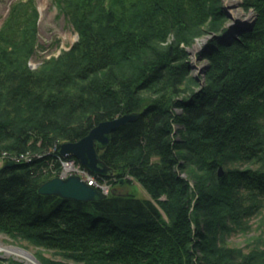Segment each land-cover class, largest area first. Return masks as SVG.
<instances>
[{
  "label": "trees",
  "instance_id": "1",
  "mask_svg": "<svg viewBox=\"0 0 264 264\" xmlns=\"http://www.w3.org/2000/svg\"><path fill=\"white\" fill-rule=\"evenodd\" d=\"M59 1L79 41L48 64V74L40 71L50 77L45 86H21L33 82L27 73L19 87L0 91L24 106L22 123L0 119V144L20 153L40 141L41 150L138 112L111 133L99 157L110 169L105 181L127 185L128 175L156 205L115 189L89 202L41 195L50 177L31 178L25 166L15 165L0 172V230L60 251L69 264H264V248L257 245L245 253L221 246L226 233L246 230L243 219L264 202V122L258 117L264 111V0H249L258 11L255 24L210 54L200 92L180 84L176 62L183 50H155L154 40L169 32L186 39L181 27L204 21L203 0H183V7L180 0ZM35 21L30 0L11 5L0 31V58L20 53L26 68ZM138 52L143 56L131 72L116 69ZM3 62L0 72L12 68L10 60ZM3 71L0 86L10 74ZM23 73H14V82ZM176 125L181 141L174 138Z\"/></svg>",
  "mask_w": 264,
  "mask_h": 264
},
{
  "label": "rangeland",
  "instance_id": "2",
  "mask_svg": "<svg viewBox=\"0 0 264 264\" xmlns=\"http://www.w3.org/2000/svg\"><path fill=\"white\" fill-rule=\"evenodd\" d=\"M19 1L24 2L26 0H0V31L2 25L6 21L11 5ZM108 1L109 0H104V5H106ZM118 1L119 0H113L112 2L118 3ZM61 2L59 0H30L36 14L35 28L33 32L35 41L33 51L29 53L28 58H26L25 65L27 69L22 67L23 62L21 61L22 58L20 57V53H9L7 55L1 54V65H3V61L6 60H10V63L12 62L13 65L9 70L7 69L9 66L4 67V71L10 74H8L9 76L7 77L4 76V79L2 77L3 82L0 86V91L3 89L11 91L15 89V87H19L16 83H19L20 79L27 73L34 75L33 82L24 81L25 83H19L21 86H36V88H38L37 86H45V81H48V78L50 77L43 76V74H48L47 72L52 68L48 64L54 60H58L63 53H69L74 44L79 41V33L75 29L70 18L61 9ZM248 2L250 1L236 0V4L230 6L225 0H203L204 21L199 24L185 21L184 25L181 22L183 25L181 31L186 35V39L182 37L176 39L174 37L176 34L173 32L166 33L165 37L159 36L157 41L153 39L154 42L157 43L155 45V50H167L170 46H173V48L176 46V48L183 50L182 56L179 58L178 62H176L178 58L175 56L170 61L171 63L176 62L177 64H181L179 73H182V76L179 75L181 80L180 84L182 86H186L187 88L192 87L195 92L203 91V88L206 86V77L209 68L208 57L210 54L219 46L223 48L228 47L232 42V39L239 38L236 34L244 31L246 27L251 28L255 24V20L258 17V11H256L251 5H248ZM180 5L181 7L184 6L183 0H180ZM180 18L184 19L182 17ZM159 38L162 39L159 40ZM149 40L151 41V39ZM153 53L151 52L149 55L154 57L156 54ZM140 55L143 56L141 52H138L133 59L131 58L128 61L119 62L120 64L118 63L115 66L116 69H118V71H126V73L131 72L132 67L138 65L137 59ZM176 63H174V65H176ZM20 71H25V73L19 77L17 82H14V73L17 74L18 72L19 74ZM40 71L45 72L40 73ZM23 108L24 106L19 102L11 101L9 103L6 97L0 94V119H7L10 120V122H13L11 120L15 119V121H18L20 124L22 123V121L20 122V117H22L23 112L21 109ZM65 109L66 108L63 107L62 110L59 111V114L63 115ZM133 113L138 114V112ZM258 117L264 122V111L260 112ZM28 120H26L27 125L31 122H28ZM181 128L180 125L174 127V138L178 141L182 140L180 132ZM263 129L264 126L261 129L262 132ZM79 140L62 143H57V141L54 143L52 142L47 145L46 148L41 150L38 149L40 147V141H38L34 149L27 148L24 152L20 153L5 150V145L0 144V172L8 167L22 165V167L25 166L27 168L31 178L47 176L50 177L48 180L53 178L64 180L76 176L86 185L93 188L95 186L92 184L93 179L97 181V178H101L103 179V182L101 183L102 188H100V190H102V193L106 196L115 189L118 193H129L134 195L135 198L149 200L156 205L155 200H153L141 184L132 177L128 175L124 176V179L129 180L130 183L123 186H116L113 185L114 179H112L113 181L110 183L104 179L110 175V171L107 176H99L90 172L74 156H67L66 158L61 156V145L65 143H76ZM31 142L32 141L30 140L27 145H31ZM101 151L102 150H97L98 157L99 152ZM218 168L221 169L223 174L222 168ZM175 170L180 173V177L187 178V175L181 173L179 168L176 167ZM159 200L164 201L166 200V197L163 195ZM243 221L247 227L246 230L234 231L235 229H233L234 232H229L225 235L223 234V245L221 244V246L224 247L226 245L230 248L237 247L244 253L250 251L251 248L256 245L264 248V202L262 203V208H259L256 214H253L247 219L244 218ZM258 236L259 238H257ZM11 249L26 254L28 259L13 253ZM46 259L64 264L73 263L60 251L47 249L42 245L32 243V241L23 238L20 235L5 233L0 230V264H42Z\"/></svg>",
  "mask_w": 264,
  "mask_h": 264
},
{
  "label": "water",
  "instance_id": "3",
  "mask_svg": "<svg viewBox=\"0 0 264 264\" xmlns=\"http://www.w3.org/2000/svg\"><path fill=\"white\" fill-rule=\"evenodd\" d=\"M137 117V113H129L110 121L101 122L78 142L61 145L60 153L64 156H74L96 175L107 176L110 169L99 159L97 150H103L106 147L113 130ZM221 174V169L218 168V176ZM39 193L81 202L96 201L106 197L98 189L86 185L76 176L64 180L50 179L40 186Z\"/></svg>",
  "mask_w": 264,
  "mask_h": 264
},
{
  "label": "bare ground",
  "instance_id": "4",
  "mask_svg": "<svg viewBox=\"0 0 264 264\" xmlns=\"http://www.w3.org/2000/svg\"><path fill=\"white\" fill-rule=\"evenodd\" d=\"M225 2L228 3V5H230V6L236 4V0H225ZM61 156L64 157V158L67 157V156H64V155H62V154H61ZM68 157H69V156H68ZM68 167H69V166H68ZM101 186H102V184L99 183V185H95L94 188H96V189H98L100 192H102V190H100V188H102ZM11 251H12L13 253H15V254H18L19 256H22V257H25L26 259H28V257H27L26 254H24V253H22V252H20V251H18V250H15V249L13 250V249H11Z\"/></svg>",
  "mask_w": 264,
  "mask_h": 264
},
{
  "label": "built area",
  "instance_id": "5",
  "mask_svg": "<svg viewBox=\"0 0 264 264\" xmlns=\"http://www.w3.org/2000/svg\"><path fill=\"white\" fill-rule=\"evenodd\" d=\"M99 183H102V182H98V181H95L94 179H93V181H92V184H94V185H99Z\"/></svg>",
  "mask_w": 264,
  "mask_h": 264
}]
</instances>
